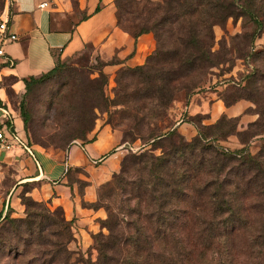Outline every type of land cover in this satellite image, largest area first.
<instances>
[{
	"label": "trees",
	"instance_id": "trees-1",
	"mask_svg": "<svg viewBox=\"0 0 264 264\" xmlns=\"http://www.w3.org/2000/svg\"><path fill=\"white\" fill-rule=\"evenodd\" d=\"M114 4L119 27L135 38L152 31L156 40L143 64L125 67L126 74H137L142 81L132 92L122 87L123 108L115 113L116 124L124 139L132 141V135L142 134L161 152L143 146L128 151L119 171L101 187L108 232L94 235L96 258L84 264H264V106L242 131L236 128L237 116L225 113L207 125L202 122L205 114L185 116L192 125L193 117L199 121L190 140L175 127L159 134L149 129L175 93L190 92L192 77L220 64L222 59L210 47L213 25L249 13L264 28V1L258 6L253 0H114ZM64 66L61 61L25 80L20 100L24 129L29 119L27 92L45 78L62 76ZM239 91L231 102L222 96L226 107L252 96L249 89ZM153 98L161 110L146 116L143 109ZM129 103L134 111L126 115ZM232 134L241 148L218 144ZM259 134L262 144L252 153L249 141ZM26 137L33 145L28 128ZM20 199L25 217L6 215L0 223L4 264H70L73 233L62 208H51L49 201L34 200L24 191Z\"/></svg>",
	"mask_w": 264,
	"mask_h": 264
},
{
	"label": "crops",
	"instance_id": "crops-1",
	"mask_svg": "<svg viewBox=\"0 0 264 264\" xmlns=\"http://www.w3.org/2000/svg\"><path fill=\"white\" fill-rule=\"evenodd\" d=\"M42 2L47 5L40 7ZM0 11L17 36L16 41L5 46L13 64L0 67V104L10 107L14 125L23 135L20 100L26 79L39 77L84 50L89 51L91 59L107 62V72H114L120 66L143 64L154 49L151 33L135 38L117 25L114 0H0ZM208 100L211 102L202 99L199 105L189 103L186 116L205 114L204 122L209 124L224 113L240 116L248 107L243 100L229 107L218 96ZM237 106L241 107L238 112ZM176 129L186 140L196 134L188 121L177 124ZM127 145L119 130L102 125L93 140L73 144L65 151L32 145L39 167L20 149L1 155L0 223L6 215L23 214L20 193L24 191L34 200L49 201L51 208H62L64 217L73 225L77 241L72 243L85 248L90 242L88 232L93 218L101 210L84 203L94 202L96 188L118 171L130 148ZM80 180L86 181L82 188Z\"/></svg>",
	"mask_w": 264,
	"mask_h": 264
},
{
	"label": "rangeland",
	"instance_id": "rangeland-1",
	"mask_svg": "<svg viewBox=\"0 0 264 264\" xmlns=\"http://www.w3.org/2000/svg\"><path fill=\"white\" fill-rule=\"evenodd\" d=\"M253 2L255 6H258L260 0H253ZM259 19L262 21L263 17H259ZM258 23V19L255 20L249 13H243L228 16L213 25V40L210 47L222 59L220 64L192 77L190 84L194 87L190 88V92L175 93L172 100L162 109V116L150 123L149 129H153L152 132L157 134L167 133L185 120V108L189 103L196 102L199 105L202 103V99H206L210 103L211 100L208 99L211 96H218L224 101L222 96L225 94L226 101L231 102L237 99L236 96L239 95V89L242 87L249 89L252 96L250 99L243 100L242 103L245 106L248 105L242 112L243 114L234 117L238 118L236 128L242 131L248 127L249 123L254 122L264 106V28ZM147 33H151L154 38L152 31ZM154 42L155 48V38ZM64 61L62 76L48 77L37 82L25 96L29 119L24 132L26 135V128L30 130L33 145L54 152L65 151L73 144H83L93 140L97 130L102 125H108L112 129L119 130L122 141L128 145H141L146 150L150 149L155 154H160L159 147L153 148L152 138L134 134L132 135L134 140L130 141L129 137L124 139L123 129L116 124L118 117L115 113L123 108L120 104V93L124 90L122 87L132 92L142 81L140 76L126 74V66H120L114 72H107L104 69L105 65H102L97 58H90L88 50ZM251 72L254 75L248 81L247 75ZM149 100H151L150 104H146L143 109V114L146 116H151V112L154 115L161 110V107L157 106L156 98L147 101ZM240 109V106L235 108L237 112ZM132 110V103H129L125 110L126 115ZM192 121L197 133L198 129L195 123H199V121L196 117H193ZM202 122L205 125L208 124L204 122V119ZM262 136L259 134L250 139L249 150L252 153L259 150ZM218 144L230 150L243 146L235 134L229 135L225 140H219ZM111 178L112 176L107 181ZM107 181L96 188L97 197L94 202L84 203L86 207L93 210H101V213L93 218L91 229L88 232L90 242L85 248L77 242L76 244L72 243L77 239L74 236L71 222L73 239L70 242L71 245L70 243L68 245L72 251L70 264H84L87 259L94 260L97 255L94 248V235L108 232L103 224L107 217L104 205L106 198L101 196V187ZM85 184L86 181L80 180V188ZM114 196L115 194L109 198H115ZM23 217H25V206L21 216H12L11 218ZM0 264H4L1 255Z\"/></svg>",
	"mask_w": 264,
	"mask_h": 264
},
{
	"label": "built area",
	"instance_id": "built-area-1",
	"mask_svg": "<svg viewBox=\"0 0 264 264\" xmlns=\"http://www.w3.org/2000/svg\"><path fill=\"white\" fill-rule=\"evenodd\" d=\"M46 2H42L40 7L46 6ZM17 40L16 34L11 30L8 18L0 11V67L13 61L8 58L5 46ZM141 145L130 146V150L137 151L141 149ZM15 149H20L28 154L36 166L39 162L36 159L32 145L29 144L26 135L20 133L14 125V115L9 106L0 104V156L8 154Z\"/></svg>",
	"mask_w": 264,
	"mask_h": 264
}]
</instances>
